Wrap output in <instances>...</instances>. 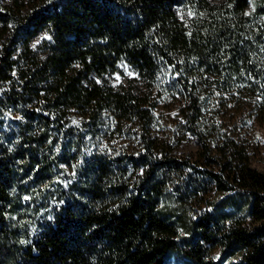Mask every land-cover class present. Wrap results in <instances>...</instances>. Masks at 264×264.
I'll return each mask as SVG.
<instances>
[{
    "label": "trees",
    "instance_id": "16d2710c",
    "mask_svg": "<svg viewBox=\"0 0 264 264\" xmlns=\"http://www.w3.org/2000/svg\"><path fill=\"white\" fill-rule=\"evenodd\" d=\"M253 87L264 117V0H0V264H264V174L221 115ZM174 101L198 157L153 138Z\"/></svg>",
    "mask_w": 264,
    "mask_h": 264
},
{
    "label": "rangeland",
    "instance_id": "374dc122",
    "mask_svg": "<svg viewBox=\"0 0 264 264\" xmlns=\"http://www.w3.org/2000/svg\"><path fill=\"white\" fill-rule=\"evenodd\" d=\"M14 0H5L6 4H12ZM214 1V0H212ZM42 39L35 42V46H38ZM133 73L129 68L123 69L122 75L114 76V81L112 84L119 87L126 84L128 78H132ZM207 107L206 113L207 117L215 121L217 115L216 110L212 107V97L210 93L206 94ZM259 92L255 87L244 90L242 92L237 91L236 97L227 102L224 100V107L221 112L225 119H229L232 125L229 126L231 129L233 124L234 130L238 135V144L241 152L246 154L250 166L257 169L259 172L264 174V117L256 112L255 101L258 100ZM174 105L168 108L164 105L159 109L157 114L156 124L153 128V138H156L157 143L164 150L172 149V154L180 158L187 157H198L200 152V146L194 135L187 129L185 121L179 112L178 101H174ZM224 119V118H223ZM114 128H112L113 130ZM110 130V131H112ZM213 130L209 129L206 134H213ZM219 133H222L220 131ZM110 135V134H109ZM138 134L135 130L131 131L127 136L115 135L109 137L108 135L101 140V146L103 147H114L124 146L126 148H133L138 145ZM216 165L208 167L209 171H216ZM205 170V169H203ZM206 193L195 194L192 192L193 189H189L186 194H184V200L187 202L190 208H193V212L197 211V214L203 211H210L211 208L219 201L223 194L219 193L214 187L213 183L208 179L205 181ZM183 192L176 193V196H181ZM234 219L240 220L244 218L245 211L237 210L234 211ZM248 221H250L248 219ZM229 224V223H228ZM212 257L219 261L220 264H234L240 258V253L231 254L227 256L221 252V247L212 254ZM178 264H183L179 262Z\"/></svg>",
    "mask_w": 264,
    "mask_h": 264
}]
</instances>
